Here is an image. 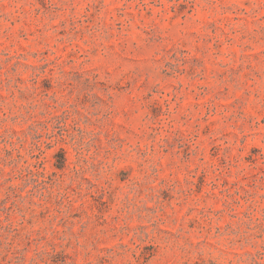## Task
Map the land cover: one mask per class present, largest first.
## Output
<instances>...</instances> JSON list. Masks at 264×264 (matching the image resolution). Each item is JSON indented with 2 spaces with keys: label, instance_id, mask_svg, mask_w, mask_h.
Returning a JSON list of instances; mask_svg holds the SVG:
<instances>
[{
  "label": "rangeland",
  "instance_id": "1",
  "mask_svg": "<svg viewBox=\"0 0 264 264\" xmlns=\"http://www.w3.org/2000/svg\"><path fill=\"white\" fill-rule=\"evenodd\" d=\"M0 264H264V0H0Z\"/></svg>",
  "mask_w": 264,
  "mask_h": 264
}]
</instances>
